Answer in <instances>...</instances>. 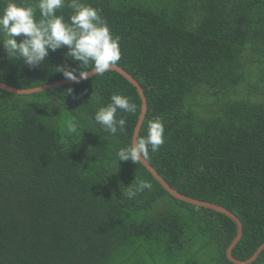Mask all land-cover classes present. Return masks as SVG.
Masks as SVG:
<instances>
[{
	"label": "trees",
	"instance_id": "obj_1",
	"mask_svg": "<svg viewBox=\"0 0 264 264\" xmlns=\"http://www.w3.org/2000/svg\"><path fill=\"white\" fill-rule=\"evenodd\" d=\"M87 2L120 38L116 66L144 90L140 136L149 120L164 121L165 142L146 160L182 195L236 215L233 256L250 259L264 244V0ZM67 51L29 68L0 46V82L66 80L56 66L82 70ZM69 87L75 98L63 95ZM117 92L139 111L118 112L126 128L111 135L94 115ZM141 112L137 89L115 71L31 95L0 89V264H234L232 219L176 199L141 162L117 170ZM135 177L152 188L129 199ZM252 264H264V251Z\"/></svg>",
	"mask_w": 264,
	"mask_h": 264
},
{
	"label": "clouds",
	"instance_id": "obj_2",
	"mask_svg": "<svg viewBox=\"0 0 264 264\" xmlns=\"http://www.w3.org/2000/svg\"><path fill=\"white\" fill-rule=\"evenodd\" d=\"M0 3L3 4L0 46L9 61H22L29 68H37L45 63L50 52L66 46V58L78 62L82 70L69 64L58 65L54 70L79 84L90 76H103L121 59L120 38L112 34L100 10L87 0H0ZM63 8L71 10L67 19L57 14ZM90 65L91 70H87ZM63 95L75 98L74 89L67 88ZM138 111L131 97L117 92L110 96L109 103L98 108L94 120L105 132L115 135L125 131L127 124L126 116H118V112L134 115ZM77 128V124L69 122V133H77ZM164 131L161 117L149 120L146 135L134 137L128 146L116 152L117 170L118 162L137 164L147 159L150 152L159 151L165 142ZM133 183L125 188L129 199L152 188L148 180L139 177Z\"/></svg>",
	"mask_w": 264,
	"mask_h": 264
},
{
	"label": "water",
	"instance_id": "obj_3",
	"mask_svg": "<svg viewBox=\"0 0 264 264\" xmlns=\"http://www.w3.org/2000/svg\"><path fill=\"white\" fill-rule=\"evenodd\" d=\"M109 71H115V72H118L119 74H121L122 76H124L138 91V94L142 100V112H141V115L139 117V121L137 123L136 129H135L134 137H139L143 123H144L146 115H147V111H148L147 98L145 96L144 90L140 86V84L134 79V77H132L127 71H125L124 68L122 69L121 67L115 65ZM94 76H90L88 79H90ZM83 81H86V80H82L81 82H83ZM69 84H75V83L68 81V80H63V81H58L56 83L46 85V86H42V87H37V88H32V89H18V88H14V87L8 86V85L0 82V89L5 90V91L12 93V94H16V95H31V94L51 90V89H54L57 87H61L64 85H69ZM141 163L156 178V180L162 185V187L169 194H171L173 197H175L176 199H179L181 201H185V202L192 204V205H195L197 207H203V208H207L210 210H214L218 213L226 215L227 217H229L230 219H232L236 223L237 228H238L237 229L238 234H237L236 238L234 239V241L232 242L231 246L229 247V249L227 251V257L232 263H234V264H252L258 259V257L264 251V244L262 246H260L259 249L256 251V253L250 259H248L246 261L238 260L233 256V250L235 249V247L238 245V243L241 241V239L243 237V224L236 215H234L232 212L225 209L224 207L218 206L216 204H212V203L206 202V201H200L198 199H194V198L182 195L177 190L173 189L165 181V179L161 175L158 174V172L154 169V167L146 159L141 161Z\"/></svg>",
	"mask_w": 264,
	"mask_h": 264
}]
</instances>
